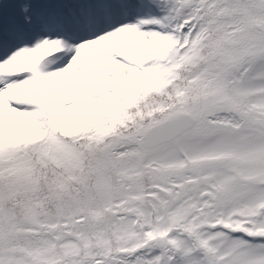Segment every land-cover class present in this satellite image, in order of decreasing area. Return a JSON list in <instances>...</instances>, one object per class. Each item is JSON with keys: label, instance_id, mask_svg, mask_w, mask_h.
Segmentation results:
<instances>
[{"label": "snow or ice", "instance_id": "1", "mask_svg": "<svg viewBox=\"0 0 264 264\" xmlns=\"http://www.w3.org/2000/svg\"><path fill=\"white\" fill-rule=\"evenodd\" d=\"M0 264H264V0H0Z\"/></svg>", "mask_w": 264, "mask_h": 264}]
</instances>
